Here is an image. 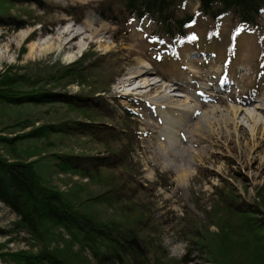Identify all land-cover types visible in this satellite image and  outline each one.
Instances as JSON below:
<instances>
[{
	"label": "rangeland",
	"instance_id": "rangeland-1",
	"mask_svg": "<svg viewBox=\"0 0 264 264\" xmlns=\"http://www.w3.org/2000/svg\"><path fill=\"white\" fill-rule=\"evenodd\" d=\"M46 1L62 8L80 7L82 19L76 21L65 10L52 9L51 13H44L34 5L13 8L11 12L19 13L17 15L23 16L25 21L30 20L29 16L36 17L54 26H46L45 30L37 24L15 32L0 28V74L13 68L12 72L20 75H36L35 69L39 70L43 65L71 64L90 52L93 54L90 62L104 63L100 72L92 68V75H87L85 81H76L56 91L86 95L93 87L99 89L94 96H103L115 119L96 120L127 132L122 138L120 136L121 142L114 145L115 150L120 149L119 144H126L128 128L123 119L127 114L130 116L131 127L137 128V140L133 142L130 137L135 147L133 160L138 167L135 180L146 189L136 195L143 202L142 206L152 204L153 221L161 226V241L169 259L179 260L186 252L188 238L184 230L187 226L183 221L186 213L203 220L209 231H218L206 220L202 210L210 211L216 188L222 187L220 182L232 185L234 199L258 202L264 212V41L261 40L264 37V14L260 21L262 29L257 32L246 30L239 35L234 34L230 17L215 24L198 18L188 35H194L196 39L187 37L175 46H169L150 39L153 26L148 21L129 20L120 33L116 26L97 14L96 9L102 0ZM196 9L197 4L187 1L189 12L194 13ZM88 20L100 30L95 37L91 36ZM67 29L79 34L71 43L72 47L71 44L59 45L56 41ZM33 33L35 35L29 39ZM50 46L52 50L48 51ZM158 55L163 58L157 59ZM140 68H146V74L133 84L126 82ZM112 74L119 75L109 83V90L103 92L104 81ZM145 80L157 83L156 87L148 89L151 95L172 97L170 99L175 101L171 102L172 105L184 103L176 101L189 100L195 113H184L171 109L172 106L167 108L170 105L159 107L144 96L147 88L133 91L136 86H143ZM235 110H238L236 115ZM72 117L84 121L80 115L67 111L58 103L22 107L0 104V131L11 138L35 127L58 124ZM25 119H32L33 127H10ZM50 140L47 142L54 143V147L47 153L98 155L105 152L100 144L83 136L50 137ZM26 144L20 143L16 152L24 161H32L36 158H28ZM28 144L34 145V142ZM2 152L6 154L5 150ZM166 165L168 168L163 169ZM188 165V183H179L176 167ZM40 173L48 186L65 193H77L80 201L105 190L104 186L77 175L54 174L46 166ZM91 211L117 219L118 212L103 207L94 205ZM16 221L15 215L0 203V246L3 252L35 254L42 246H49L50 250L60 252L64 259L76 264H97L89 247L81 248L58 226H48L43 234L47 238L40 242L22 233L3 235L15 231L13 224ZM260 236L264 237V228L259 231L257 242L253 236H249L246 242L230 236L227 249L222 253V263L264 264V238ZM178 243L186 245L183 254L170 256L168 248ZM202 257L195 253L194 261L188 264H208ZM215 258L214 263L218 264L219 259Z\"/></svg>",
	"mask_w": 264,
	"mask_h": 264
},
{
	"label": "trees",
	"instance_id": "trees-1",
	"mask_svg": "<svg viewBox=\"0 0 264 264\" xmlns=\"http://www.w3.org/2000/svg\"><path fill=\"white\" fill-rule=\"evenodd\" d=\"M187 1L189 0H102L96 12L102 20L116 26L120 33L129 20L148 21L153 26L150 39L155 36L158 39H151L152 41L159 43V39H163L169 46H175L177 42L187 38L189 29L197 23L198 18L215 24L220 19L230 17L234 34L241 24L253 32L263 28L260 21L264 14L261 12L264 0H191L197 4L194 13L187 10ZM24 5H34L44 13H51L52 9L65 10L76 21L82 19L80 7L62 8L46 0H0V28L15 32L37 24L45 30L46 26H54L53 23L36 17L29 16L30 20L25 21L23 16L17 15L19 13L11 12L16 6ZM194 18L195 24L192 25ZM34 35L35 33L29 39ZM92 55L91 52L83 54L79 60L67 65L60 62L43 65L39 70L35 69L36 75H20L12 72L13 68L0 74V104L22 107L58 103L84 119L80 121L72 117L58 124L35 127L11 138L0 131V203L17 218L13 224L15 231L10 230L3 235L8 237L12 233H22L40 242L47 238L43 234L48 226H58L78 242L81 248L89 247L97 264H188L194 261L195 253L203 255L202 258L208 264H215V257L219 259L218 264H223L222 253L227 249L230 236L244 242L249 236H253L257 242L259 231L264 228V212L260 204L234 199L232 185L224 181L220 182L221 188H216L218 190L214 194L215 200L210 202V211L205 208L202 210L206 220L218 231H209L203 220L186 213L183 219L187 226L184 230L188 238L186 252L179 260L168 258L161 241V226L153 221L152 204L142 206L143 202L136 195L138 191L146 189L135 180L138 167L133 160L135 147L131 141L137 140V128L131 127L128 120L130 116L127 114L126 119H123L128 128L126 144H119L120 149L115 150L114 145L121 142L127 132L96 120L115 119L113 110L109 109L103 96H94L99 89L95 90L94 85L90 84L93 88L86 95L56 91L57 88L76 81H85L87 75H92V68L100 72L104 63L99 65L98 60L90 62ZM86 62L89 64H85ZM118 75L112 74L104 81L103 92L109 90V83ZM26 119L10 127L27 129L32 126V119ZM117 130L121 132L120 135ZM63 136L86 137L100 144L106 153H47V150L54 147V143L47 142L51 141L50 137ZM28 142H34V145H29ZM20 143H27L28 158L36 159H21L16 152ZM45 166L54 174L77 175L104 186L105 190L80 201L77 193H65L48 186L40 173ZM94 205L118 212L117 215L114 214L117 219L92 212ZM262 254L264 255V251ZM2 262L76 264L64 259L60 252L50 250L49 246H42L35 254L7 253L0 246V264Z\"/></svg>",
	"mask_w": 264,
	"mask_h": 264
},
{
	"label": "bare ground",
	"instance_id": "bare-ground-1",
	"mask_svg": "<svg viewBox=\"0 0 264 264\" xmlns=\"http://www.w3.org/2000/svg\"><path fill=\"white\" fill-rule=\"evenodd\" d=\"M87 26H88V28H89V30L91 32V36L95 37V36H97L99 34L100 30L95 28L94 23L92 22V20H88L87 21ZM78 36H79V34H75V33L72 32V30L67 29V30L62 32L57 37L56 41L58 42L59 45H63L64 44V45L68 46L71 43H73V41H75ZM65 38L68 39L67 42L62 43L61 41H63V39H65ZM71 47H72V44H71ZM33 48H36V47H34V45H33ZM47 49H48V51H50V50H52V47L50 46ZM144 74H146V68H140L137 72L132 73L130 75V78L128 80H126V82H128L130 84H133L135 81H137V78H141L142 76H144ZM156 84L157 83H155V84L149 83L148 80H145L143 82V86L138 85V86L135 87V89H133V91H137V90H139L141 88H144L146 90V88H147V91L144 93V96L147 97L150 102H155L159 107L163 108L164 106L167 107V106L170 105V107H167V108L170 109L171 106H172L171 109H173V108L174 109H178L179 111H182L184 113H189V114H194L195 113L196 110H195V108L192 105H190V103H189L190 101L189 100L176 101V102H184V103H175L174 105H172L173 103H171V102H175L174 100L170 99L172 97H168L167 95H164V96L151 95L149 93V92H151V90H148V89H150L151 87L152 88L156 87L157 86ZM237 112H238V110H235V112H234L235 115L237 114ZM172 126H174V125L172 124ZM179 146H180V144L178 143V147ZM167 168H168L167 165L163 167V169H167ZM176 170H178V173H179L178 182L179 183H188V177L190 176L189 165L187 167H183V168L178 166V167H176Z\"/></svg>",
	"mask_w": 264,
	"mask_h": 264
},
{
	"label": "snow or ice",
	"instance_id": "snow-or-ice-1",
	"mask_svg": "<svg viewBox=\"0 0 264 264\" xmlns=\"http://www.w3.org/2000/svg\"><path fill=\"white\" fill-rule=\"evenodd\" d=\"M261 12L264 13V9H261ZM223 15H225V14H221V16H223ZM191 24L192 25L195 24V18L193 19V21L191 22ZM246 30H248V29H245L244 26H243V24H241L240 26H238L237 29H235V33H236V35H239L240 32H243V31H246ZM188 38L189 39H196V37L194 35L193 36H190ZM151 39L152 40H157L158 38L155 37V36H153ZM173 39L175 40V37ZM261 40L264 41V37H261ZM159 43L160 44H167L168 42L164 41L163 39H159ZM162 58H163L162 55H158L157 56V59H162Z\"/></svg>",
	"mask_w": 264,
	"mask_h": 264
},
{
	"label": "clouds",
	"instance_id": "clouds-1",
	"mask_svg": "<svg viewBox=\"0 0 264 264\" xmlns=\"http://www.w3.org/2000/svg\"><path fill=\"white\" fill-rule=\"evenodd\" d=\"M186 245L184 243H178L168 248L170 256L182 255Z\"/></svg>",
	"mask_w": 264,
	"mask_h": 264
}]
</instances>
